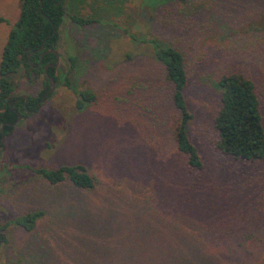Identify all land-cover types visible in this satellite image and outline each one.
I'll use <instances>...</instances> for the list:
<instances>
[{"label": "rangeland", "instance_id": "obj_1", "mask_svg": "<svg viewBox=\"0 0 264 264\" xmlns=\"http://www.w3.org/2000/svg\"><path fill=\"white\" fill-rule=\"evenodd\" d=\"M56 82L0 149V264H257L264 257V157L219 153L212 118L224 72L249 78L264 126V0H65ZM93 19L85 25L68 17ZM18 0H0V51ZM131 35L134 37L132 38ZM176 48L202 168L172 138L178 116L144 39ZM74 60L70 62L67 57ZM66 76L68 85H64ZM12 96H35L23 69ZM76 91L92 98L77 108ZM82 163L90 189L33 169ZM41 215L30 230L8 220Z\"/></svg>", "mask_w": 264, "mask_h": 264}, {"label": "trees", "instance_id": "obj_2", "mask_svg": "<svg viewBox=\"0 0 264 264\" xmlns=\"http://www.w3.org/2000/svg\"><path fill=\"white\" fill-rule=\"evenodd\" d=\"M65 0H18V15L10 26L0 51V125L3 136L9 135L16 115L24 117L34 106L41 101V96L48 88L47 75L54 82L57 77L55 66L47 65L54 62L57 42V27L65 16ZM184 2L186 0H178ZM71 21L85 25L93 19L83 18L75 13H69ZM132 38H134L131 35ZM153 56L163 65L164 78L171 84V100L178 111L173 122L172 138L177 152L186 158V164L195 169L202 168V161L198 150L190 141L186 131L187 124L193 117L185 101L187 76L181 53L169 44L159 41L155 37L143 40ZM67 59L73 62L74 58L68 55ZM46 66L45 71L43 66ZM22 68L29 83L39 76L43 78V88L35 96L24 99L12 96L10 75ZM64 85H68L66 76ZM219 105L213 115L212 123L217 138L215 149L234 159L257 160L264 157V126L260 104L252 81L241 73L230 71L221 73L215 82ZM77 108L92 98L86 91H76ZM49 93L46 95L48 96ZM45 96V97H46ZM34 111V110H33ZM2 143H0V149ZM47 183L56 184L68 180L78 189L93 187V179L82 163L63 164L54 169L39 167L33 169ZM40 211L27 212L16 216L3 224H13L30 230L40 217ZM3 227H0L2 230ZM264 264V257L257 263Z\"/></svg>", "mask_w": 264, "mask_h": 264}, {"label": "water", "instance_id": "obj_3", "mask_svg": "<svg viewBox=\"0 0 264 264\" xmlns=\"http://www.w3.org/2000/svg\"><path fill=\"white\" fill-rule=\"evenodd\" d=\"M50 51L54 54V62H53V63H48L47 65L55 66V65H56V62H57V59H58V54H57V52L55 51V49H52V50H50ZM47 65L43 66V70H44V71H45ZM47 81H48V88H47V90L43 93V95L41 96V98H43L44 96H46V95H47L49 92H51L52 89H53L54 81H53V79H52L50 76H48V75H47ZM19 97H22V98L24 99V102H25L26 95L22 94V95H19ZM34 107H35V106H34ZM34 107H33V109H34ZM19 117H20L19 114H17V115H16V118H15V120L13 121L12 124H15V123L17 122V120L19 119ZM3 137H4V136H3V132H2V124H1V125H0V143L3 142ZM3 238H4V234L0 232V242H2Z\"/></svg>", "mask_w": 264, "mask_h": 264}, {"label": "flooded vegetation", "instance_id": "obj_4", "mask_svg": "<svg viewBox=\"0 0 264 264\" xmlns=\"http://www.w3.org/2000/svg\"><path fill=\"white\" fill-rule=\"evenodd\" d=\"M41 99H42V98H41ZM34 109H35V107H34ZM34 109L32 108L31 110H28V111L30 112V111H33ZM19 118H20V117H19Z\"/></svg>", "mask_w": 264, "mask_h": 264}]
</instances>
